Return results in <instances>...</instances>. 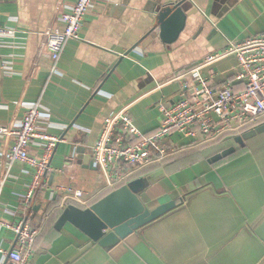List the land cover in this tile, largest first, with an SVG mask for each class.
Segmentation results:
<instances>
[{
	"label": "crops",
	"instance_id": "crops-1",
	"mask_svg": "<svg viewBox=\"0 0 264 264\" xmlns=\"http://www.w3.org/2000/svg\"><path fill=\"white\" fill-rule=\"evenodd\" d=\"M76 1L0 0V26L15 29L0 37V126L18 121L27 105L38 102L44 112L38 126L63 137L52 169L34 191V205H40L34 214L23 196L35 169L7 162L13 138L0 136V219L28 218L40 229L26 264H264V117L252 128L207 141L182 140L173 133L169 160L140 168L131 178L149 180L140 193L149 208L171 199L177 205L112 248L93 242L69 222L54 229L67 204H80L64 198L58 186L101 181L102 187L90 186L91 201L110 190L103 171L90 164L105 116L127 107L141 130H155L162 118L160 103L179 98L184 85L192 84L188 71L206 54L264 33V0H192L185 28L171 43L162 39L156 15L161 5L177 0H96L53 70L44 31L61 24L60 14ZM237 64L230 53L201 71L219 86ZM229 136L240 138L241 149L213 163L212 157L216 161L235 150ZM30 151L40 154L41 148L32 144ZM71 154L78 163L74 177L60 170ZM53 230L58 234L52 236ZM0 246H17L14 230L0 228Z\"/></svg>",
	"mask_w": 264,
	"mask_h": 264
},
{
	"label": "built area",
	"instance_id": "built-area-1",
	"mask_svg": "<svg viewBox=\"0 0 264 264\" xmlns=\"http://www.w3.org/2000/svg\"><path fill=\"white\" fill-rule=\"evenodd\" d=\"M95 2L77 0L69 11L60 14L61 24L44 31V45L54 63L53 70H56V62L66 41L79 36L84 15ZM14 33V28L0 26V37ZM230 53L237 56L238 68L219 86L212 85L211 77L204 74L201 67ZM188 74L192 75L193 83L184 85L179 98L172 104L160 103L162 118L155 130H141L127 107L105 116L92 148V159L104 173L106 188L112 190L129 182L138 169L167 159L173 153V150H168V141L175 132L207 141L252 128L264 117V33L248 36L227 48L206 54L204 60L191 68ZM235 81L241 83L240 88H235ZM43 114L40 103H32L26 106L18 121L0 126V136L13 138L7 162L18 160L35 169L30 187L23 196L26 206L52 169V155L63 140L62 136L38 126ZM32 144H38L40 154L30 151ZM77 167L76 156L71 154L60 170L74 177ZM57 190L64 198H74L83 206L91 203L92 197L89 198L86 191L71 184L60 185ZM0 228L14 230L17 243L9 250L0 246V259L11 258L12 264H26L40 229L32 226L28 218L16 222L0 219Z\"/></svg>",
	"mask_w": 264,
	"mask_h": 264
},
{
	"label": "water",
	"instance_id": "water-1",
	"mask_svg": "<svg viewBox=\"0 0 264 264\" xmlns=\"http://www.w3.org/2000/svg\"><path fill=\"white\" fill-rule=\"evenodd\" d=\"M193 5L192 0H177L159 7L155 24L160 26L164 41L171 43L178 39L185 28L187 11ZM189 81L193 83L192 76ZM236 139L240 141V138ZM78 151L82 152L83 148H78ZM79 155L82 158V154ZM92 163L93 161L90 164ZM148 184L147 178L137 177L110 190L87 206L69 203L56 219L54 229L61 230L69 222L83 231L93 242L110 249L135 230L177 205V201L171 199L154 208L146 206L140 193ZM34 201L35 197L31 201V208L34 207L36 214L40 205H34Z\"/></svg>",
	"mask_w": 264,
	"mask_h": 264
},
{
	"label": "trees",
	"instance_id": "trees-1",
	"mask_svg": "<svg viewBox=\"0 0 264 264\" xmlns=\"http://www.w3.org/2000/svg\"><path fill=\"white\" fill-rule=\"evenodd\" d=\"M230 137V136H229ZM229 145H232V148H233V150L234 151H231L230 153H226V154H224V155H222V156H220V157H218L217 159H216V161H215V157H212V159H214L213 160V163H220V162H223V161H225V160H227L228 158H230L233 154H235V153H237V150H240L241 149V144H240V142L235 138V136H231L230 137V144ZM170 148H168V150H169ZM168 160H169V158H168ZM106 194V193H105ZM103 196V195H102ZM101 197V196H100ZM100 197H98V198H100ZM97 198V199H98ZM32 226H34V227H37V225H32ZM58 232L59 231H55V230H53V233H52V236H55V235H57L58 234Z\"/></svg>",
	"mask_w": 264,
	"mask_h": 264
},
{
	"label": "rangeland",
	"instance_id": "rangeland-1",
	"mask_svg": "<svg viewBox=\"0 0 264 264\" xmlns=\"http://www.w3.org/2000/svg\"><path fill=\"white\" fill-rule=\"evenodd\" d=\"M262 33V32H261ZM234 54V53H233ZM236 67H238V64H237V66ZM237 69V68H236ZM176 134H178V135H180L183 139L182 140H187V141H190V139L192 138H188V137H185V135L183 134V133H181L180 134V132L178 133H176ZM136 174H139V172L137 173H134V175H132V177L133 176H135ZM83 176H85V175H83ZM65 182H67L68 180L67 179H65L64 180ZM68 183H71V185L72 186H74L75 188H77V187H81V188H83L84 190H86L87 191V193H90L91 192V188H90V186L92 185V184H96L97 186H101L102 187V185H101V181H91V182H85V180H81V181H74V182H68ZM92 200V199H91ZM90 200V201H91ZM89 201V202H90ZM92 202V201H91Z\"/></svg>",
	"mask_w": 264,
	"mask_h": 264
},
{
	"label": "flooded vegetation",
	"instance_id": "flooded-vegetation-1",
	"mask_svg": "<svg viewBox=\"0 0 264 264\" xmlns=\"http://www.w3.org/2000/svg\"><path fill=\"white\" fill-rule=\"evenodd\" d=\"M83 206V205H82Z\"/></svg>",
	"mask_w": 264,
	"mask_h": 264
}]
</instances>
